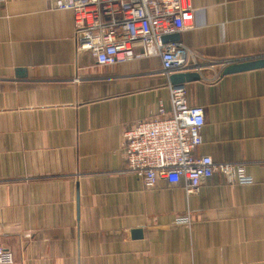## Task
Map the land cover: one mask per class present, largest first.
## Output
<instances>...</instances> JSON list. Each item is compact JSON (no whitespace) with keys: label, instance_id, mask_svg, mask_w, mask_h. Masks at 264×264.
Returning <instances> with one entry per match:
<instances>
[{"label":"crops","instance_id":"0c3cea01","mask_svg":"<svg viewBox=\"0 0 264 264\" xmlns=\"http://www.w3.org/2000/svg\"><path fill=\"white\" fill-rule=\"evenodd\" d=\"M190 4L176 41L201 76L184 83L205 116L195 154L253 179L217 172L193 195L124 171L125 131L171 110L161 59L100 66L77 51L72 11L0 1V247L14 264H264V68L222 74L264 58V0Z\"/></svg>","mask_w":264,"mask_h":264},{"label":"built area","instance_id":"2783aa9c","mask_svg":"<svg viewBox=\"0 0 264 264\" xmlns=\"http://www.w3.org/2000/svg\"><path fill=\"white\" fill-rule=\"evenodd\" d=\"M4 1V0H0ZM56 10L74 15V38L78 52H88L100 66H112L140 58L159 57L161 73L193 71L187 50L178 41L163 37L193 26L190 0H50ZM142 48V53L136 50ZM231 63L224 64L226 67ZM171 110L161 104L148 119L134 122L124 133V171L141 178L146 187L158 180L184 184L188 195L199 193L202 183L217 172L230 184H252L244 167L216 163L197 156L203 143L204 110L188 103L184 84H169ZM189 216L177 222L187 223ZM14 256L0 247V264H14Z\"/></svg>","mask_w":264,"mask_h":264},{"label":"water","instance_id":"95a60500","mask_svg":"<svg viewBox=\"0 0 264 264\" xmlns=\"http://www.w3.org/2000/svg\"><path fill=\"white\" fill-rule=\"evenodd\" d=\"M179 40V34H171L163 37L164 42ZM264 68V58H259L255 60L236 62L228 65L223 69V75H229L234 73H240L244 71L254 70ZM201 78L200 74L197 72H182L176 73L170 76V82L173 85H180L190 81H196ZM138 236H141V231L137 230L134 232Z\"/></svg>","mask_w":264,"mask_h":264}]
</instances>
